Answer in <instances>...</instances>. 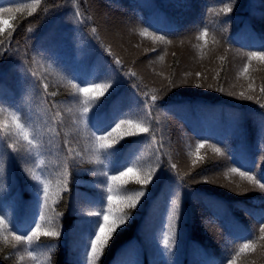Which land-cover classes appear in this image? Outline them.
<instances>
[{
    "label": "trees",
    "instance_id": "1",
    "mask_svg": "<svg viewBox=\"0 0 264 264\" xmlns=\"http://www.w3.org/2000/svg\"><path fill=\"white\" fill-rule=\"evenodd\" d=\"M228 2L230 0H79L81 14L92 17L81 22L74 13L73 0H46L41 7L49 8L48 13L41 10L32 17L20 19L13 33L11 50L0 52V103L5 107L22 105L29 114L38 117L45 112L42 90L35 87L36 78L28 71L39 73L41 69L38 64L23 62L35 58L48 69L44 72L48 91H57L58 95L47 99L56 101L63 117L62 125L59 121L51 125L54 133H45V140L51 143L42 156L44 167L50 176L62 171L67 156L62 148L65 133L70 145L83 154L69 161L72 175L68 191L62 193L63 199L56 205V211L62 213L61 236L51 254V264H78L85 228L83 221L89 218L84 213L97 210L90 201L101 195L105 180L99 173L108 171L112 162L130 154L142 156L145 165L155 164L150 141L136 143L143 140L142 136L128 137L115 145L120 153L112 156L108 167L90 162L93 153L86 148L90 142L87 126L94 123L96 109L89 112L86 121L80 119L76 102L69 98L72 89L67 85L68 80L79 83L76 76L107 73L114 78L113 90L100 102V115L109 118L114 115L118 119L136 118L135 114L142 107L141 93L149 88L159 89L152 111L155 121L152 126L157 130V141L159 133H164L166 151L160 156L161 166L147 186L148 194L132 212L128 223L115 234L99 264H219L225 248L242 243L235 238L237 233L259 228V217L264 214V191L241 181L238 174L229 178L224 173L230 167L240 166L233 162L238 155L250 160L264 155V108L255 100L227 94L247 88L248 80L238 75L246 63L240 53L261 50L264 0H235L231 13L217 14ZM105 17L123 24L124 30L122 27L119 30L126 33V41L117 39V44L124 54L114 47L115 37L108 33L110 26L105 24ZM205 25L209 38L215 35L219 44L210 43L203 50L202 58L200 50L193 46L202 43L196 37ZM28 27L33 31H27ZM93 27L97 28L99 39L91 31ZM141 28L166 35L173 43L153 44L149 38L138 35ZM107 45H111L112 52L123 64L115 63L114 56L105 51ZM153 47L156 52L145 51ZM141 53L146 62L138 67L136 58L141 59ZM160 55H164L163 62L158 61ZM221 55L226 56L223 63L218 59ZM130 69L137 73L136 77L125 75ZM217 70H220L219 83L223 84L225 92L216 90L219 84L213 77ZM173 71L172 79L177 87L168 88L167 81L158 73L171 76ZM196 71L204 72L206 79L193 75L187 78L188 83H180L185 72ZM249 71L257 87L264 83V65L253 61ZM198 83L213 84V87H197ZM67 108H72V112H67ZM203 140L223 149L226 156L213 153L206 145L200 151L205 162L193 166L189 146L194 150L195 144ZM4 155L6 163L0 173V214L8 213L17 224L23 225L35 206L36 181L27 173V169L33 167V160L23 151L13 153L7 149ZM171 163L177 164L182 180L176 175L177 170L170 168ZM261 168L264 170V165ZM205 179L210 182L204 183ZM170 191L180 192L181 205L174 244L169 250L162 241L167 232ZM42 241L47 242L46 238ZM21 255L25 256L23 261L19 260ZM242 259L246 264H264V248L258 246L256 253L246 254ZM0 264L34 262L26 256L23 247L16 250L0 242ZM39 264H47L43 256Z\"/></svg>",
    "mask_w": 264,
    "mask_h": 264
},
{
    "label": "snow or ice",
    "instance_id": "2",
    "mask_svg": "<svg viewBox=\"0 0 264 264\" xmlns=\"http://www.w3.org/2000/svg\"><path fill=\"white\" fill-rule=\"evenodd\" d=\"M45 2L46 0H30L27 3L20 2V0H0V5H4L0 6V52L7 53L11 50L13 33L16 32L20 19L32 17L41 10L45 14L50 11L47 7L42 9L41 6ZM234 3L235 0L224 3V6L218 10L217 14L231 13ZM56 7L60 6L56 5ZM73 7L76 17L81 22L85 19H92L90 15L81 14L79 0H73ZM205 15H207V10ZM9 21H16L17 23H9ZM26 30L29 32L33 31L31 27H28ZM91 31L97 34V39H99L97 28L93 27ZM138 35L142 38H149L153 44L170 45L173 43L166 35L150 31L148 28L139 29ZM209 37L208 26L205 25L196 37L202 43L193 46L200 50L202 58L205 55L203 50L210 43L214 46L219 44L215 35H212L211 38ZM259 47L261 48L259 51L240 53V55L246 58V63H244L238 75L248 80L246 90L239 92L231 91L227 94L238 96L244 100H255L261 108H264V83H261L257 87L249 71L253 61L264 65V43H261ZM16 51H19V49L17 48ZM105 51L109 55L114 56L116 64H123L121 58L115 56L112 52L111 45L105 46ZM145 51L156 52L157 49L153 47ZM225 51L227 52L228 49H225ZM26 55L27 53H25ZM173 56H175V53H173ZM218 59L223 63L226 61V56L221 55ZM163 60L164 55L158 56L159 62H163ZM23 62L26 64L29 62L38 64L41 69L39 73L31 69L28 71L31 76L36 78L33 82L35 87L42 90V95L46 101V110L38 117L29 114L22 105L11 104L5 107L3 103H0V173L3 172L5 167L6 160L4 153L7 149H10L13 153L23 151L33 160V167L27 169V173L32 180L36 181V199L34 211L25 220L23 225L17 224L8 213L0 214V242L16 250L23 247L26 256L34 264H39L40 256H43L47 264H51V254L54 252L57 246L56 242L61 236L59 220L62 213L56 211V205L63 199L62 193L68 191L72 175L69 169V161H74L78 156L82 157L83 154L70 145L67 133H65L62 148L67 153V156L62 165V171L56 173L55 176H50L44 167L45 162L42 156L51 143V140H45V133H54L55 129L51 125L58 121L62 125L63 117L58 111L56 101L54 99L48 101L47 99L48 97L54 98L58 95L57 91H48L49 83L44 77V72L48 71V69L42 63L36 61L35 58H32L31 61ZM125 75L136 77L137 73L130 69ZM158 75L167 81L166 87H177V84L172 79L175 76L174 71L171 76H165L163 72H159ZM193 75L197 79L202 77L206 79L204 72H185L184 78L181 79L180 83H188L187 78ZM74 78L79 80V83L68 80L67 85L72 89L69 93V98L76 102V110L79 113L80 119L86 121L89 112L94 108L96 109L93 113L94 123L91 126H87L90 142L86 145V148L93 153L91 163L108 167L112 156L120 153V149L115 148V145L128 137L142 136L143 140L137 141L136 143L138 144L143 143L144 140L150 141L149 146L154 149L155 154L154 165H145L142 156L130 154L123 160L112 162V166L108 171L99 173V175L105 177V180L103 181L101 195L94 201H90L97 210L84 213L89 218L83 221L85 228L82 234L81 258L78 262V264H99L115 234L128 223L132 218V212L137 209L141 200L148 194L147 186L153 182L161 166L160 156L163 154V151H166L163 148L165 143L164 133L163 131L159 133L160 140L157 141V130L152 126L155 123L152 118V111L158 100L157 93L159 89L149 88L147 91L141 93L143 97L141 101L142 107L135 114L136 118L118 119L115 115L109 118L100 115L102 107L100 102L103 97L110 95V90H113V85L116 83L114 78L107 73L92 77L76 76ZM219 78L220 70H217L213 77L217 84H219L216 90L225 92L223 84L219 83ZM196 86L212 88L213 84L205 85L204 83H198ZM145 87L147 88L148 86L145 85ZM233 87L235 86L233 85ZM257 91L258 95L256 94ZM66 111L72 112V108H67ZM97 133L100 134L98 135ZM9 140L12 142H8ZM206 145L211 148L213 153L221 157L226 156L223 149L215 144H208L207 140H203L195 144L194 150L189 146L188 155L191 157L193 166L205 162V157L200 154V151ZM233 162L240 166L228 168L224 173L225 176L231 178L232 174H238L241 181H246L252 188L264 191V170L261 168L264 165V155L251 160L238 155ZM170 168L177 170V164L171 163ZM245 168L247 170H242ZM188 174L184 173L185 176ZM176 175L181 180L183 179L178 170ZM203 182L209 183L210 181L205 179ZM129 185L139 187H129ZM247 190L244 189V191ZM180 205V192L170 191L169 208L166 212L167 232L164 234L162 241L164 247L169 250L174 244L176 221L180 218ZM258 222V229L252 231L245 230L236 234L235 238L241 240L242 243H239L234 248H225L224 255L219 264H246V260L242 259L246 254L256 253L258 246L264 248V244H258L259 241H264V214L260 215ZM21 232L22 234H18ZM42 238H46L47 242L42 241ZM41 249L46 250L40 251ZM24 259V255L19 256L20 261Z\"/></svg>",
    "mask_w": 264,
    "mask_h": 264
},
{
    "label": "rangeland",
    "instance_id": "3",
    "mask_svg": "<svg viewBox=\"0 0 264 264\" xmlns=\"http://www.w3.org/2000/svg\"><path fill=\"white\" fill-rule=\"evenodd\" d=\"M104 19L106 21L105 24H108L110 26V29H107L108 33L111 32L113 34V36L115 37V43L113 42V44L115 45L114 47L117 48L118 50H121L122 54H124L123 49H121V47L117 44V39L120 40L122 38L123 41H126V38H125L126 33L124 31H120L123 24L121 22H119V20L115 21V19H113V18L107 19L105 17ZM115 25H116V27H115ZM123 30H124V28H123ZM141 55H142V53H141ZM136 60H137V66L138 67H140L141 65H144V63L146 62V59L143 58V55H142L141 59L139 57V58H136ZM185 70H187V69H185Z\"/></svg>",
    "mask_w": 264,
    "mask_h": 264
}]
</instances>
